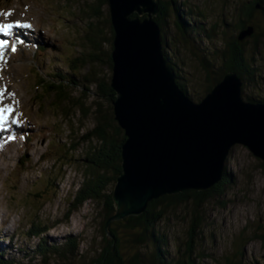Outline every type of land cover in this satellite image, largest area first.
<instances>
[{
    "label": "rangeland",
    "instance_id": "1",
    "mask_svg": "<svg viewBox=\"0 0 264 264\" xmlns=\"http://www.w3.org/2000/svg\"><path fill=\"white\" fill-rule=\"evenodd\" d=\"M161 1L168 12L162 29L163 39H169L164 50L177 79L181 78L178 81L187 85L189 96L199 103L209 87L217 84L219 52L236 40L242 6L252 0ZM177 9L184 14L192 9L188 30L180 26ZM256 10L253 21L260 37L242 41L257 68L253 80H243L245 101L264 98V13ZM8 16L13 22H30L34 34L32 40L13 29L8 35L0 32L8 41L0 52V108L12 109L0 131V251L17 264H70L58 256L37 257L39 238L31 234L33 224H40L41 231L48 228L41 239L49 243L77 238L79 253L72 262L88 264L105 245L104 204L91 200L79 209L73 206L90 172L84 158L98 145L91 140L92 131L101 117L113 116L111 102L91 83L111 84L112 80L110 5L105 0H0V24ZM91 34L95 45L88 39ZM204 64L213 65L212 78ZM56 73L67 78L76 75L65 97L37 84L40 76L50 80ZM87 74L89 81L84 80ZM5 85L13 90L11 95ZM263 164L245 146L232 150L226 162L232 183L210 192L203 206L204 223L195 237L201 264H264ZM189 209H171L159 226L172 254L188 247L193 230Z\"/></svg>",
    "mask_w": 264,
    "mask_h": 264
},
{
    "label": "water",
    "instance_id": "2",
    "mask_svg": "<svg viewBox=\"0 0 264 264\" xmlns=\"http://www.w3.org/2000/svg\"><path fill=\"white\" fill-rule=\"evenodd\" d=\"M109 5L115 32L113 109L127 138L111 221L140 216L164 196L211 190L223 181L238 145L264 163V104L245 101L238 74H226L195 103L168 65L155 20L158 0H109ZM253 32H241L239 40Z\"/></svg>",
    "mask_w": 264,
    "mask_h": 264
},
{
    "label": "trees",
    "instance_id": "3",
    "mask_svg": "<svg viewBox=\"0 0 264 264\" xmlns=\"http://www.w3.org/2000/svg\"><path fill=\"white\" fill-rule=\"evenodd\" d=\"M105 1L109 4V0ZM158 4L160 6V14L155 17V20L160 25L161 29H164L168 17L167 7L161 0H158ZM258 5L261 6V8H259L260 11L264 13V0H252L243 4L238 23L239 34L236 40L219 52L220 55L218 57L220 58L221 66L217 70L218 74L216 75L217 78H214V83L218 84L221 82L225 75L230 72H236L242 81L244 79H254L257 73L256 62L246 53L242 44L243 42L239 40V35L241 32L252 28L254 32L250 37L253 39H258V37H260L259 30L253 21L254 13L255 11L257 12L256 8H258ZM183 6L186 7V4H183ZM92 9L95 8L92 7ZM176 13L180 26L188 30L190 26L187 22L191 21L193 14L192 9H188L186 12L187 14H184L178 9ZM145 17L146 16L141 17V19ZM110 28L112 33L111 42L113 43L115 32L112 23L110 24ZM183 38L186 41L184 35ZM88 39L91 44H96L95 35H88ZM168 40V37H164L163 44L167 45ZM113 48L112 44V51ZM44 51H46V49ZM165 56L169 67L174 70L170 64L167 52H165ZM109 63L110 69L113 71L114 65L111 55ZM204 67L210 74V78H212L214 76L213 65L204 64ZM51 77L50 80H45L40 76V81L37 82V84L41 87L46 86L48 88V93L55 95L59 94V97H65L68 92V87L74 85L76 79L75 74H69L67 78L66 75L56 73ZM84 80L89 81L90 75L87 74ZM182 80L185 81L184 78H182ZM91 81L92 85L96 84L97 90L99 91L98 94L106 97L109 102H111L113 109V103L117 95L115 91H113L111 84L100 83L96 80ZM213 85L209 87L207 95L213 90ZM180 87L188 93L186 84L180 83ZM247 101L256 104H264V98L255 96L247 97ZM91 137L92 141L93 139L98 141V145L91 147V150L84 158L86 167L90 172L86 175V180H84L77 193L73 210L79 209L86 202L91 200L101 201L104 204L105 217L103 230L105 234V245L101 249L100 254L88 264H201L195 253V237H198L196 232L200 230L204 223L202 210L203 206L208 201V197H210V192L219 191L221 188H226L232 183L231 176L226 166L224 169L225 176L223 181L209 191H188L178 195L164 196L158 200L152 201L146 212L140 216H131L121 221H111L116 215L113 189L117 184L118 177L123 172V145L127 140L124 130L115 120L114 109L113 116H110V118L101 117L99 119L97 127L92 131ZM110 188H113L111 192H109ZM181 206H188L190 208L193 230L189 236L188 247L186 249L178 248L177 252L172 254L168 250V238L166 235L160 233L159 226L163 223L167 213L171 209H176ZM109 222L110 224L108 225ZM33 225L32 234H30L32 237L39 238L36 248L37 257L49 259L50 257L58 256L70 264L74 263L72 261L78 257L80 247L77 238L71 236L67 237L66 241L61 244H52L47 240L41 239L42 233L48 232V228H46L44 232L40 230V224ZM149 250L150 252H148ZM6 256V251H0V264H17L14 262L15 259L11 260L6 258Z\"/></svg>",
    "mask_w": 264,
    "mask_h": 264
},
{
    "label": "snow or ice",
    "instance_id": "4",
    "mask_svg": "<svg viewBox=\"0 0 264 264\" xmlns=\"http://www.w3.org/2000/svg\"><path fill=\"white\" fill-rule=\"evenodd\" d=\"M13 24H0V32L4 33L5 35L10 34V29L13 28ZM16 27H31L30 25H24L20 24L19 22L16 23ZM23 41H21L22 43ZM8 41L6 40H0V49H3L5 46H7ZM12 51H16L15 48L12 49ZM12 109L10 107L0 108V128H3V126L7 123L8 115L11 113ZM12 139H15L13 136Z\"/></svg>",
    "mask_w": 264,
    "mask_h": 264
},
{
    "label": "bare ground",
    "instance_id": "5",
    "mask_svg": "<svg viewBox=\"0 0 264 264\" xmlns=\"http://www.w3.org/2000/svg\"><path fill=\"white\" fill-rule=\"evenodd\" d=\"M8 9H10V8H8ZM4 10V9H3ZM3 10H1V11H3ZM14 11V10H13ZM19 11V10H18ZM8 12V11H7ZM11 12V11H10ZM14 15H15V13H14ZM3 17V16H2ZM6 17V16H5ZM17 17V16H16ZM19 18V17H18ZM3 19V18H2ZM8 20H6L5 21V24H10V23H14L13 25L15 26L16 25V23L17 22H19L20 24H24V25H26L27 23L26 22H24L23 20H19V21H15V22H13V19H12V17L11 16H8V18H7ZM5 20V19H4ZM0 21H1V19H0ZM2 22V21H1ZM29 23L30 22H28V25H29ZM13 26V31L14 32H23V34L21 33V35H24V37L25 38H27V39H32L33 40V32H32V29H30L29 27H27V28H25V30L23 29V28H21V27H18V28H16V26L14 27ZM12 31V30H11ZM27 35H31L32 36V38H29ZM2 36H1V33H0V38H1ZM40 38V37H39ZM37 39V38H36ZM4 54V53H3ZM5 56V55H4ZM2 85H3V83H2ZM6 86V85H5ZM0 87H1V84H0ZM4 87V86H3ZM5 88V87H4ZM3 88V89H4ZM5 92L7 93V95H11V93H13V90L11 91L10 90V88L8 87V86H6V89H5ZM5 96H7L6 94H4ZM10 98V97H9ZM1 99V98H0ZM5 99V98H4ZM10 115V114H9ZM8 119H9V116H8ZM14 124V123H13ZM12 125V124H11ZM26 138H24V141L23 142H25L26 143Z\"/></svg>",
    "mask_w": 264,
    "mask_h": 264
}]
</instances>
